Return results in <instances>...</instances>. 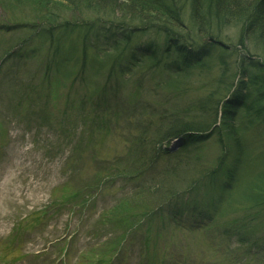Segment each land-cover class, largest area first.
<instances>
[{
  "label": "rangeland",
  "instance_id": "1",
  "mask_svg": "<svg viewBox=\"0 0 264 264\" xmlns=\"http://www.w3.org/2000/svg\"><path fill=\"white\" fill-rule=\"evenodd\" d=\"M8 1L14 3V0L4 3ZM79 1L84 10L60 15L73 14L78 17L76 24L94 19L95 14L87 8L95 7L97 0ZM174 1L175 16L182 25L180 31L188 36L185 30L191 32L189 25L195 21L190 12L191 2ZM4 3H0V264H264V218L261 214L255 217L257 209L247 207L242 197L253 182L254 172L264 169L261 127L247 133L244 139L254 170L246 177L243 188L237 192L233 189L228 197L215 191V187L212 190L206 181H200L182 198L175 195L167 199L165 191L157 190L159 185L153 186L152 170L144 180L142 176L136 178L134 174L121 172L125 165L123 158L127 161L135 158L133 152L136 154L138 148L134 138L158 139L169 117H180L187 105L197 113L195 106L220 80L219 48L206 51L204 68L181 76L170 73L173 57L162 52L163 33L146 30L133 34L131 46L146 41L157 46L158 62H142L122 75L124 82L109 78L122 85L115 100L121 98L116 109L108 94L114 110L104 114L110 123L100 139L91 141L89 131L82 130L72 111L77 109L79 98H89L90 94L93 98L100 97L101 92L92 89L102 83L99 76L90 79L89 74L88 79H78L73 60L69 68V61H65L60 73L55 70L46 73L45 68L55 69L53 53H60L59 57L64 59L69 50L72 55L73 38L77 36L76 43H81L82 31L70 29L65 35L53 29L49 34L43 25L36 26L38 21L28 8L12 10ZM108 3L99 0L98 5L108 7ZM204 7L209 13L207 5ZM106 13L99 18L118 20L119 12H115L116 16ZM236 15L232 16L235 21L226 24L221 21L220 28H217L219 20L207 16L208 25L218 35L217 44L229 46L223 55L226 83L213 92L212 104L226 95L235 79V61L240 55L236 50L256 54L264 63V43L256 45L254 37H241L243 25L235 19ZM123 20L124 27L134 25L128 19ZM88 38H93L98 48H111L112 37H106L102 30L89 33ZM194 38V44L205 43L204 36ZM21 41L27 42L19 48ZM18 48L25 56L16 52ZM33 86L37 98L34 91L28 93ZM132 90H139L149 105L129 107L127 100ZM212 143L220 144L215 137L203 143L201 151L206 157L199 156L197 166L207 167L209 163L210 168L215 163L219 153ZM116 161L121 164L116 165ZM158 163L165 166L163 159ZM166 175L161 174L162 179H167ZM184 180L182 174L179 181ZM185 185L171 187V192L181 191ZM151 208V217L136 215ZM171 212L177 216L176 221L169 215ZM133 222L137 224L134 226ZM250 230L255 232L249 234ZM240 236L243 242L239 241ZM110 248L113 261L106 254Z\"/></svg>",
  "mask_w": 264,
  "mask_h": 264
},
{
  "label": "trees",
  "instance_id": "2",
  "mask_svg": "<svg viewBox=\"0 0 264 264\" xmlns=\"http://www.w3.org/2000/svg\"><path fill=\"white\" fill-rule=\"evenodd\" d=\"M100 1H110L108 3L109 6L101 7L98 5L99 0H97L98 6L94 5L95 7L89 6L87 8V10L95 14L94 19L80 20L78 24H76L78 17L75 18L73 14L75 11L81 12L84 10L79 4V0H14V3L12 1L4 3V0H0V3L6 4V7L12 10L28 8V11H31L34 14V18L38 21L36 26L43 25L44 29H48L49 34H52L53 29H57L58 33H66L65 35L68 34L70 29H80L82 31L81 43H76L77 36L73 38L71 43L73 54L70 55L69 50L64 59L59 57L60 53L58 55L53 53L56 61L54 62L55 69L51 68L48 70V66L45 68L47 70L46 73H50L52 70L60 73V66L63 67L66 65L65 61H69V68L70 60H73L74 69L78 68V72L75 70L78 79H88L87 76L89 74L91 75L90 79L99 76L98 79L102 83L93 86L92 89L101 92L100 97L98 99L93 98L91 94L89 98L81 97L77 100V109L72 111L75 119H78L76 121H79L82 130L89 131L91 141L96 137L100 139L101 135L107 130L108 123H110L105 114H111L114 109L111 108L112 105L108 94L111 96L112 103H115L116 109L118 108V100L121 98L119 96L118 100H115L116 91L122 85L110 81L109 78L115 77L119 81L124 82L122 75L141 66L142 62L147 63L148 60L155 61V63L158 62L159 49L157 46L147 41L135 43L131 46L133 34H140L146 30H155L163 33L165 47L162 52L173 57L171 61L173 69L170 73H176L181 76H183V73L190 72L196 68H204L206 65L204 60L206 51L213 47H218L222 64L220 80L216 81L217 85L214 89L195 106L197 107V113H194L190 105H187L180 117H169L164 124L166 125L164 126V132L158 135V139L151 138L150 141H146L134 138L135 141L133 142L137 143L136 148H138L136 149V154L133 152L135 158L129 161L123 158L125 165H122L124 168L121 172L129 176L134 174L136 178L142 176L144 180L145 175L152 170L150 180L153 186L156 188L159 185L157 190L165 191L167 195L164 197L167 199L176 197L175 195L182 198L186 191H192L195 187L194 185H199L198 182L200 181H206L212 186V190L215 187V191L225 194L227 197L229 193H233V189L236 192L239 191L240 188H243L246 177L251 174V170H254L253 160L245 151L246 142L244 139H246V134L258 126L261 127L264 133V63L260 61L262 59L256 54L249 55L246 52L235 49L240 55L236 57V76L229 87L233 91L228 94L230 90L228 88L226 95L212 104L211 101L215 95L213 92H217L216 89L226 83L225 70L227 66L223 55L229 46L227 44L223 46L217 44L219 41L218 35L208 25L207 16L210 14V16L214 17L213 21L219 20V27L217 28H220L221 21L222 24H226V21H233L234 18L232 16L237 14L235 19L243 25L241 37L247 36L250 39L254 37L253 41L257 42L256 45H262V42L264 43V0H247L243 2L241 0H206L205 4L202 3V0H190V12L192 17H195V21L189 27L191 32L195 33H191L187 29L185 31L188 36L183 35L180 31L182 25L177 16H175L176 6L174 7V5L176 3L174 0ZM111 2L116 4H111ZM206 5L209 13L204 7ZM8 9H6V12L10 11ZM106 11H108V14L119 12L117 16L115 14L118 20L100 19L101 17L99 18V16L107 15ZM66 12L73 14H69V17L60 15ZM123 19L134 22V25L124 27ZM98 27H101V29ZM101 30L106 33V37H112L111 48L109 49L98 48L95 46L93 38L87 39L89 33ZM118 34H120V37H118ZM189 36H192V38ZM194 36H204L203 40H205V43L194 44L196 40ZM26 42H19L18 47H23ZM19 48L16 52L23 54ZM76 49H79L80 52L77 53ZM193 51H195V55L192 54ZM8 54L9 52H6V57ZM124 54L125 56L123 57ZM57 62L59 65H57ZM35 87L33 86L31 90L28 89V93L34 91L37 98L38 93ZM141 96L139 90L130 91L127 100L128 106H141L143 108L148 106L147 101ZM67 98L71 99L69 95ZM210 105L215 106L211 108ZM87 106L90 107L87 108ZM115 111L119 113L118 110ZM177 113L175 111V114ZM217 122L218 124H216ZM262 131L261 135L264 137ZM213 137L220 143L219 145L212 143V145H217L219 154L216 155L215 163L210 168H208L209 163L206 165L207 167L203 166L201 168L197 166L201 161H199V158L206 154L201 151L202 145L209 139L212 140ZM173 138L182 139V142L177 149L169 150L167 149V143ZM147 145L150 146V149L146 148ZM192 156L195 157L191 159ZM159 159L164 160L165 166L159 165ZM204 159L206 160V158ZM119 163V161H116V165ZM228 164L230 165L228 166ZM239 165H243V168ZM184 167L190 168L183 170ZM188 171L190 173H187ZM254 173V178L252 179L254 183L252 182L242 192V197L247 202V207L257 209L254 212L255 217L261 214L264 218V213H260L264 212V169L262 168ZM161 174H167V179H162ZM182 174L185 176L184 182L179 181ZM157 178L161 179L157 180ZM183 183H186L182 187L183 190L171 192L173 191L172 189H176L178 185ZM178 192L183 193L179 195ZM210 198L211 196L209 201ZM151 211H153V208L136 215L151 217V213H149ZM172 216L174 218L177 217L173 214ZM137 219V222H139L138 217ZM121 223L124 224V220ZM250 231L252 232L249 234L255 232L253 230ZM242 240L241 237L239 241L243 242ZM114 244L115 249H117L118 243L115 242ZM110 251H112L111 248L106 250L108 259L112 256V254H109Z\"/></svg>",
  "mask_w": 264,
  "mask_h": 264
}]
</instances>
